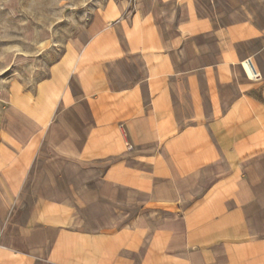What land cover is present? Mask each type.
<instances>
[{
  "label": "crops",
  "instance_id": "crops-1",
  "mask_svg": "<svg viewBox=\"0 0 264 264\" xmlns=\"http://www.w3.org/2000/svg\"><path fill=\"white\" fill-rule=\"evenodd\" d=\"M239 10L110 0L16 96L0 264H264V23Z\"/></svg>",
  "mask_w": 264,
  "mask_h": 264
},
{
  "label": "rangeland",
  "instance_id": "rangeland-1",
  "mask_svg": "<svg viewBox=\"0 0 264 264\" xmlns=\"http://www.w3.org/2000/svg\"><path fill=\"white\" fill-rule=\"evenodd\" d=\"M110 0H0V128L16 96L35 94L40 82L77 53L95 31L99 11ZM240 8L234 20L264 23V0H214ZM57 192V189H55Z\"/></svg>",
  "mask_w": 264,
  "mask_h": 264
},
{
  "label": "bare ground",
  "instance_id": "bare-ground-1",
  "mask_svg": "<svg viewBox=\"0 0 264 264\" xmlns=\"http://www.w3.org/2000/svg\"><path fill=\"white\" fill-rule=\"evenodd\" d=\"M246 64H247V66H248V67H249V69H250V73H251V75H253V74H252V72H251V68H250V66H249L248 62H247Z\"/></svg>",
  "mask_w": 264,
  "mask_h": 264
},
{
  "label": "built area",
  "instance_id": "built-area-1",
  "mask_svg": "<svg viewBox=\"0 0 264 264\" xmlns=\"http://www.w3.org/2000/svg\"><path fill=\"white\" fill-rule=\"evenodd\" d=\"M248 64H249V63H248ZM249 66H250V68L252 69V67H253L252 64H249ZM256 75H257V73H255L254 76H256Z\"/></svg>",
  "mask_w": 264,
  "mask_h": 264
}]
</instances>
